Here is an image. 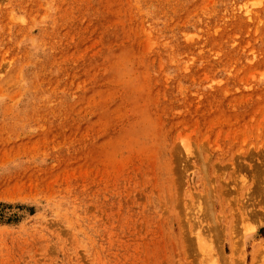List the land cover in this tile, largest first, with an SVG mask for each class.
I'll return each instance as SVG.
<instances>
[{
  "label": "rangeland",
  "instance_id": "obj_1",
  "mask_svg": "<svg viewBox=\"0 0 264 264\" xmlns=\"http://www.w3.org/2000/svg\"><path fill=\"white\" fill-rule=\"evenodd\" d=\"M0 264H264V0H0Z\"/></svg>",
  "mask_w": 264,
  "mask_h": 264
}]
</instances>
